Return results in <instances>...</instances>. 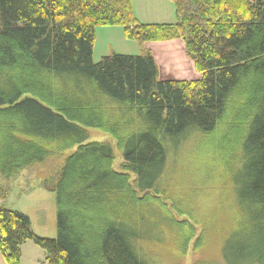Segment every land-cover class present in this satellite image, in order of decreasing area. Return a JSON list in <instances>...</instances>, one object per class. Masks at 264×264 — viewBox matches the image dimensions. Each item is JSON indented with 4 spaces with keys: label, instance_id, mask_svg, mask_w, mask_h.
<instances>
[{
    "label": "trees",
    "instance_id": "obj_1",
    "mask_svg": "<svg viewBox=\"0 0 264 264\" xmlns=\"http://www.w3.org/2000/svg\"><path fill=\"white\" fill-rule=\"evenodd\" d=\"M170 1L177 22L157 25L136 18L132 0H0V117L7 115L13 146L0 140L7 150L0 175L10 180L77 147L45 183L57 196L56 239L36 235L26 215L0 209L7 264H20L28 241L49 264H150L137 246L151 238L153 207L190 239L191 216L177 221L161 202L168 146L214 135L237 102L245 132L231 174L237 212L223 262L264 264V0ZM97 27H123L141 44L183 39L201 78L160 81L150 52L94 63ZM110 108L123 124L111 123ZM88 129L117 140L121 172L111 145L88 142Z\"/></svg>",
    "mask_w": 264,
    "mask_h": 264
},
{
    "label": "rangeland",
    "instance_id": "obj_2",
    "mask_svg": "<svg viewBox=\"0 0 264 264\" xmlns=\"http://www.w3.org/2000/svg\"><path fill=\"white\" fill-rule=\"evenodd\" d=\"M132 2L135 16L143 24L171 25L177 22L176 5L170 0ZM95 31L94 63L114 54L140 56L150 52L156 61L160 81L201 78L183 39L141 44L128 40L123 27H97ZM237 104L229 107L214 135L200 137L193 134L176 146H168L167 166L159 184L163 195L161 202L177 221L190 220L187 215L191 216L193 230L187 239L186 229L181 231L169 226L163 218V211L158 207L149 208L150 215L147 216L152 227L149 230L151 238L139 242L137 248L150 264H224L222 249L234 227L237 212L231 174L236 170L245 132L243 119L237 114ZM110 109L111 123L123 124L116 110ZM6 116L0 117V140H6L7 149L12 150L9 131L4 129ZM88 133V142L111 145L116 158L114 168L121 172L125 164L117 140L99 129H88ZM0 148L3 154L7 153L4 146ZM76 150L77 147L63 155L51 156L45 164L26 169L10 180L0 175V183L5 190L4 198H0V209L26 215L36 235L56 239L57 196L46 188L45 183L57 176L65 160ZM155 215H161L163 220L155 218ZM0 264H7L1 252ZM20 264H49L47 253L33 241H28L22 246Z\"/></svg>",
    "mask_w": 264,
    "mask_h": 264
}]
</instances>
